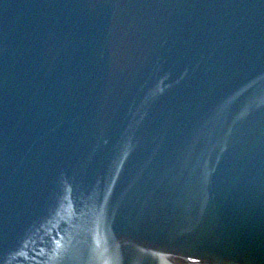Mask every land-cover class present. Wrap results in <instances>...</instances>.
<instances>
[{
  "label": "water",
  "instance_id": "1",
  "mask_svg": "<svg viewBox=\"0 0 264 264\" xmlns=\"http://www.w3.org/2000/svg\"><path fill=\"white\" fill-rule=\"evenodd\" d=\"M0 264H264V0H0Z\"/></svg>",
  "mask_w": 264,
  "mask_h": 264
}]
</instances>
